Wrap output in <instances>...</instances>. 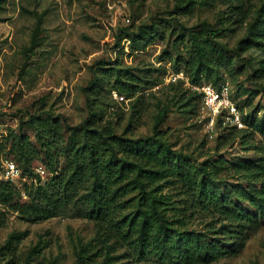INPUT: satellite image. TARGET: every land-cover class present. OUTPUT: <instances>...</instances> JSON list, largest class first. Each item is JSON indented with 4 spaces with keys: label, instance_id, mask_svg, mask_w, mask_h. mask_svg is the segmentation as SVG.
I'll return each mask as SVG.
<instances>
[{
    "label": "trees",
    "instance_id": "16d2710c",
    "mask_svg": "<svg viewBox=\"0 0 264 264\" xmlns=\"http://www.w3.org/2000/svg\"><path fill=\"white\" fill-rule=\"evenodd\" d=\"M248 1L177 0L172 13L184 15L196 5L223 2L226 8L221 18L226 29L232 30L248 19ZM155 26L142 24L135 32L124 28V33L146 47L164 36L155 32ZM191 42V54L179 51L175 60L170 53L164 56L192 83H208L211 81L205 79L213 77L216 82L211 83L220 85L224 71L232 72L234 58L240 53L256 47L264 54V4L248 27V35L235 48L213 38L208 28L192 31ZM258 62L260 67L252 75L264 76V55ZM168 69L166 64H151L136 72L119 60H98L94 78L85 88L88 117L80 126L70 127L68 138L62 116L48 112L47 116L31 114L28 120H22L20 133L12 130L8 138L0 139V170L3 160L11 158L24 175L31 177L22 189L0 177L1 204L36 221L56 217L72 207L94 223V236L76 243V264H129L120 262L124 258L148 264L211 263L241 252L247 230L264 219V148L257 141V134H264V125L254 118L246 129L229 126L230 131L224 135L226 138L232 131L234 136L242 134L245 144L262 153L232 163L233 172L242 181L231 183L221 176L227 167L225 160L205 158L196 165L169 144L160 129L167 107L161 108L154 131L146 136L128 133L131 128L118 133L113 120L105 119L109 95L116 91L134 99L133 121H139L145 97L142 88L159 85ZM167 85L177 92L183 89L182 81ZM181 91L190 99L187 111H195L200 92L189 87ZM25 124L35 128L38 145L22 131ZM7 151L12 157L3 158ZM62 158L64 166H60ZM38 160L51 172L47 181L36 171ZM22 191L28 197L26 201L18 197ZM206 217L209 220L203 227L189 226L192 219ZM25 235L13 232L1 249L13 251ZM224 238L232 242L226 244ZM40 242L26 264L41 251Z\"/></svg>",
    "mask_w": 264,
    "mask_h": 264
},
{
    "label": "rangeland",
    "instance_id": "374dc122",
    "mask_svg": "<svg viewBox=\"0 0 264 264\" xmlns=\"http://www.w3.org/2000/svg\"><path fill=\"white\" fill-rule=\"evenodd\" d=\"M176 3L177 0H0V139L8 138L12 130L20 133L22 120H28L31 114L47 116L48 112L62 116L68 138L72 133L70 127L80 126L88 117L85 88L94 78L98 60H119L136 72L151 64H166L168 71H174V62H169L164 54H172L173 60L179 51L191 54L192 31L208 28L213 38L235 48L248 35V27L264 0H249L248 19L232 30L226 29L221 18L226 8L223 2L196 5L184 15L172 13ZM152 23L157 24L155 32H163L164 36L146 47L142 42L134 43L124 33V28L135 32L142 24ZM263 55L256 47L240 53L234 58L232 72L225 70L220 80L231 84L244 129L253 118L264 125V76L252 75L260 67L258 60ZM178 67L183 68V63ZM205 80L216 82L213 77ZM167 84L162 79L157 86L142 88L145 97L139 121H133L134 99L113 91L105 119L113 120L118 133L131 128L128 133L146 136L154 131L161 108L167 107L168 114L160 129L169 144L187 154L196 165L205 158L225 160L227 167L221 176L228 183L241 182L231 168L232 163L240 158L260 157L262 153L245 144L242 134L234 136L232 131L224 138L232 124L224 118L212 123L202 110L201 101H197L195 111H187L190 99L188 93L182 95L181 90L187 88L184 82L178 92ZM22 131L38 145L34 127L25 124ZM257 141L264 148V134L258 133ZM11 155L7 151L2 157ZM41 163L35 161L37 166ZM64 165L62 158L60 166ZM46 170L41 175L43 181L51 176ZM25 177L15 182L18 188L31 181L29 175ZM18 197L22 201L28 199L23 191ZM208 220L209 217L194 218L189 226L203 227ZM0 221V264H26L39 241L42 249L34 253L28 264H76L78 239L89 240L95 234L94 223L79 216L72 207L56 217L36 221L0 203ZM215 225L218 228V221ZM13 232L26 235L13 251L1 249ZM223 240L226 244L232 242L228 238ZM120 262L148 264L132 258ZM198 264H264V219L247 230L245 246L237 255Z\"/></svg>",
    "mask_w": 264,
    "mask_h": 264
},
{
    "label": "built area",
    "instance_id": "2783aa9c",
    "mask_svg": "<svg viewBox=\"0 0 264 264\" xmlns=\"http://www.w3.org/2000/svg\"><path fill=\"white\" fill-rule=\"evenodd\" d=\"M163 79L165 83L183 81L187 87L200 92L202 110L206 112L212 123H215L218 118H224L226 123L232 124L231 126L238 128L245 126L240 108L233 98L231 84L228 81L221 82L218 86L211 82L196 84L190 81L189 76L183 70L168 71ZM36 171L44 176L47 170L43 164H39ZM25 176L22 168L14 159L3 160L0 170L2 179L17 182L18 180H25Z\"/></svg>",
    "mask_w": 264,
    "mask_h": 264
}]
</instances>
